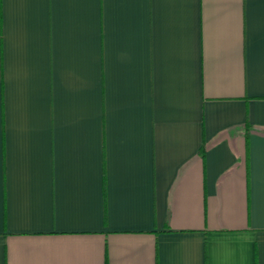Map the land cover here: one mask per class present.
Masks as SVG:
<instances>
[{
  "label": "crops",
  "instance_id": "obj_1",
  "mask_svg": "<svg viewBox=\"0 0 264 264\" xmlns=\"http://www.w3.org/2000/svg\"><path fill=\"white\" fill-rule=\"evenodd\" d=\"M0 264H264V0H0Z\"/></svg>",
  "mask_w": 264,
  "mask_h": 264
},
{
  "label": "trees",
  "instance_id": "obj_2",
  "mask_svg": "<svg viewBox=\"0 0 264 264\" xmlns=\"http://www.w3.org/2000/svg\"><path fill=\"white\" fill-rule=\"evenodd\" d=\"M203 153H204V151H203Z\"/></svg>",
  "mask_w": 264,
  "mask_h": 264
}]
</instances>
